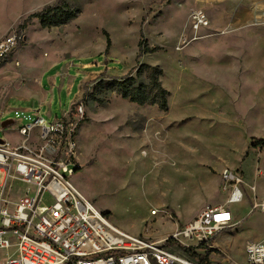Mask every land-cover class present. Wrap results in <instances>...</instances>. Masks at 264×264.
Returning a JSON list of instances; mask_svg holds the SVG:
<instances>
[{
	"label": "rangeland",
	"instance_id": "1",
	"mask_svg": "<svg viewBox=\"0 0 264 264\" xmlns=\"http://www.w3.org/2000/svg\"><path fill=\"white\" fill-rule=\"evenodd\" d=\"M55 1L0 0V39L20 37L0 65V123L29 109L51 123L81 102L80 168L70 182L115 226L149 241L182 229L207 206H225L220 172H237L246 198L228 206L232 226L215 237L208 260L246 264L245 245L264 241V212H248L252 196L264 199V0H68L77 17L67 25L43 29L32 20L18 29ZM196 10L208 25L194 32ZM141 38L158 50L137 58ZM140 64L162 70L166 112L110 89ZM39 88L43 101L32 97ZM18 126L5 130L8 140L17 141L9 131ZM4 183L14 202L15 190L28 187L0 171ZM221 234L230 239H218L220 248Z\"/></svg>",
	"mask_w": 264,
	"mask_h": 264
},
{
	"label": "built area",
	"instance_id": "2",
	"mask_svg": "<svg viewBox=\"0 0 264 264\" xmlns=\"http://www.w3.org/2000/svg\"><path fill=\"white\" fill-rule=\"evenodd\" d=\"M190 19L194 32L208 25L201 10ZM19 41L16 34L0 39V60L8 58ZM13 115L12 124L19 126L9 132L17 141L5 137L10 125L2 128L0 123V171L6 179L28 187L15 190L20 193L15 202L7 198L11 185L7 191L6 183L0 187V264H201L169 246L213 248L215 237L232 226L228 206L246 198L241 175L225 168L220 172L225 206L205 207L182 229L160 241L128 234L70 182L80 168L77 134L84 119L83 104L76 103L62 119L51 123L38 110H14ZM249 190L253 193L254 188ZM250 199V214L264 212V199ZM244 254L246 264H264V241L248 242Z\"/></svg>",
	"mask_w": 264,
	"mask_h": 264
},
{
	"label": "trees",
	"instance_id": "3",
	"mask_svg": "<svg viewBox=\"0 0 264 264\" xmlns=\"http://www.w3.org/2000/svg\"><path fill=\"white\" fill-rule=\"evenodd\" d=\"M76 17L77 11L70 7L68 0H57L54 3L44 5L40 11L28 15L18 29H25L32 20H37L43 29L60 28ZM105 38L104 53L106 54L110 48V39L108 35ZM157 50V47L149 48L146 41L141 38L138 43L137 58L146 53H154ZM7 60L8 58L0 60V65ZM162 74V70L158 67L140 64L134 77L128 74L119 80H113L110 89L116 91L123 100L139 106H155L159 111L166 112L168 110V92L161 85L160 77ZM143 76L147 79L146 84L141 82ZM75 106L76 104L72 108ZM181 250L192 260L201 264H210L208 257L211 253L216 252L214 248L204 250L202 246L182 248ZM196 250H204V255L196 253Z\"/></svg>",
	"mask_w": 264,
	"mask_h": 264
},
{
	"label": "crops",
	"instance_id": "4",
	"mask_svg": "<svg viewBox=\"0 0 264 264\" xmlns=\"http://www.w3.org/2000/svg\"><path fill=\"white\" fill-rule=\"evenodd\" d=\"M83 69H88L89 67H90V65L89 64H84V65H82L81 66ZM33 98H37L38 100H40V101H43V91L42 90H40V88L38 89V90H36V93L32 96ZM31 97V98H32ZM30 110V109H29ZM187 223H189V222H186V223H184L183 224V227L187 224ZM220 238H222V240H229L230 238H229V236H226V235H220L216 240H215V244L217 245V246H219L220 248L221 247H223V244H221V242L220 241H218V239L220 240Z\"/></svg>",
	"mask_w": 264,
	"mask_h": 264
},
{
	"label": "water",
	"instance_id": "5",
	"mask_svg": "<svg viewBox=\"0 0 264 264\" xmlns=\"http://www.w3.org/2000/svg\"><path fill=\"white\" fill-rule=\"evenodd\" d=\"M11 124H12V121L11 120H8V121L2 122L1 126H2V128H6L7 126H9Z\"/></svg>",
	"mask_w": 264,
	"mask_h": 264
},
{
	"label": "snow or ice",
	"instance_id": "6",
	"mask_svg": "<svg viewBox=\"0 0 264 264\" xmlns=\"http://www.w3.org/2000/svg\"><path fill=\"white\" fill-rule=\"evenodd\" d=\"M218 219H226V217H218Z\"/></svg>",
	"mask_w": 264,
	"mask_h": 264
}]
</instances>
